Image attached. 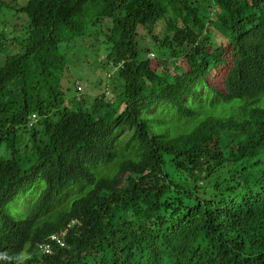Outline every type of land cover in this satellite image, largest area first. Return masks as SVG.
I'll return each mask as SVG.
<instances>
[{"label":"trees","instance_id":"16d2710c","mask_svg":"<svg viewBox=\"0 0 264 264\" xmlns=\"http://www.w3.org/2000/svg\"><path fill=\"white\" fill-rule=\"evenodd\" d=\"M85 37L113 98L62 86ZM40 259L264 264V0H0V264Z\"/></svg>","mask_w":264,"mask_h":264},{"label":"rangeland","instance_id":"374dc122","mask_svg":"<svg viewBox=\"0 0 264 264\" xmlns=\"http://www.w3.org/2000/svg\"><path fill=\"white\" fill-rule=\"evenodd\" d=\"M152 31L154 34H159L163 32V29L161 25H156L155 27H152ZM142 35L144 36L145 34L142 33ZM148 40H150L149 37L146 39V42H149ZM69 52L68 73L65 71L62 86H68L67 80L68 78H71L72 82L76 81L77 98L86 95L91 100L95 96L103 94V92L110 95L113 86L118 82L114 76V70L111 67L108 68L109 70H112L110 74L107 72V67L106 70L103 69L104 66H106L104 64L106 52L102 45H97L92 39L85 37L77 40ZM96 56H99L100 58L99 67L94 63ZM212 76L215 77L216 74L213 73ZM217 79L218 78L216 77L215 80ZM109 97L113 98L112 95Z\"/></svg>","mask_w":264,"mask_h":264},{"label":"clouds","instance_id":"9594fccd","mask_svg":"<svg viewBox=\"0 0 264 264\" xmlns=\"http://www.w3.org/2000/svg\"><path fill=\"white\" fill-rule=\"evenodd\" d=\"M12 51V53L11 54H14V53H16V52H18L19 51V49H13V50H11ZM11 54H9V55H11ZM213 73H215L216 74V71H214ZM212 73V74H213ZM214 77L211 75V79H213ZM79 90H80V88H79ZM35 115H33L32 116V121L28 124L29 125V127H31L34 123H35ZM34 121V122H33ZM25 135V134H24ZM23 140H25V141H27L24 137H21ZM52 240L53 241H55L56 242V244L58 245V246H60L61 248H64V251H66L67 250V248H65L66 246H65V241L64 240H62L61 238H59V237H56V236H54V237H52ZM40 250L42 251V255H51L52 254V247L50 246V245H44V246H40ZM59 261H54V262H50V263H44V262H42V260L40 259L39 261L37 260V261H34V263L35 264H60V263H58Z\"/></svg>","mask_w":264,"mask_h":264}]
</instances>
